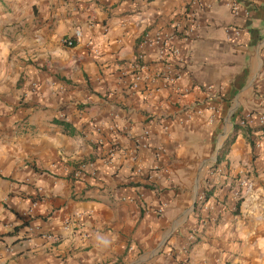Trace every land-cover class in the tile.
I'll list each match as a JSON object with an SVG mask.
<instances>
[{
	"label": "crops",
	"instance_id": "0c3cea01",
	"mask_svg": "<svg viewBox=\"0 0 264 264\" xmlns=\"http://www.w3.org/2000/svg\"><path fill=\"white\" fill-rule=\"evenodd\" d=\"M229 2L0 0V264H264V0Z\"/></svg>",
	"mask_w": 264,
	"mask_h": 264
},
{
	"label": "built area",
	"instance_id": "2783aa9c",
	"mask_svg": "<svg viewBox=\"0 0 264 264\" xmlns=\"http://www.w3.org/2000/svg\"><path fill=\"white\" fill-rule=\"evenodd\" d=\"M146 1H149V0H146ZM229 5H230L232 11L234 13H236L237 12V7H238L237 0H230ZM80 35L81 34H80L79 31L75 32V37H79ZM172 38H173V36L172 37H165V36L157 35L152 40H146L145 44H147L150 47H153V46L155 47L156 46L159 49V56H158L159 59H161L162 61L163 60L165 61L166 53H169V54H171L173 56H178V51L176 49H174L171 46V44H170L171 43L170 40ZM63 43L65 45H67V46H72L73 45L72 40H69V39L68 40H66V39L63 40ZM138 59L139 60H143V56L142 55L138 56ZM165 64H167L166 65L167 68L172 67L169 63H165ZM168 80L173 81V82L175 81L173 78H169ZM260 125H264V117L260 118ZM145 134H147V133H145ZM49 238H50V236H49Z\"/></svg>",
	"mask_w": 264,
	"mask_h": 264
},
{
	"label": "trees",
	"instance_id": "16d2710c",
	"mask_svg": "<svg viewBox=\"0 0 264 264\" xmlns=\"http://www.w3.org/2000/svg\"><path fill=\"white\" fill-rule=\"evenodd\" d=\"M241 128V127H240ZM245 128H246V126H245ZM246 130V132L248 133L247 135H251V131H253V130H251V129H249V128H246L245 129ZM257 130H259V131H261L263 134H264V125L263 126H261V127H258L257 129H256V131ZM246 138L249 140V138L246 136ZM254 144H253V142L251 141V146H253Z\"/></svg>",
	"mask_w": 264,
	"mask_h": 264
}]
</instances>
